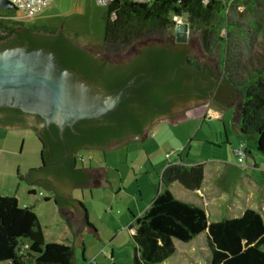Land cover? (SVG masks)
Masks as SVG:
<instances>
[{"label":"trees","instance_id":"16d2710c","mask_svg":"<svg viewBox=\"0 0 264 264\" xmlns=\"http://www.w3.org/2000/svg\"><path fill=\"white\" fill-rule=\"evenodd\" d=\"M238 7L256 14L257 19L251 20L249 25H255L256 31L263 30V35L250 43V52L241 64L230 53L234 33H248L241 20L231 16ZM176 16L183 17L184 23L188 24V35L198 34L204 52L216 59V71L189 56L185 44L175 40ZM61 38L56 40L48 33L42 34L28 27L8 28L0 36L1 40L6 39L12 44L26 39L31 47H50L63 66L86 73L79 60L88 54L76 50L65 35ZM159 38L167 41L154 42ZM138 42L146 45L138 50L131 63L110 67L105 70V75H101L108 77V87L113 91L140 73L135 80L137 84L132 86L131 96L120 104L117 112L108 116L107 121L115 124L99 126V122H91L101 143L121 142L133 136L145 137V126L169 113L176 100L187 99L197 90V98H203L214 95L217 89L227 88L232 96L223 106L234 107L235 127L244 135L256 134V148L264 155V0H209L206 3L202 0L116 1L107 5L101 53L119 54ZM148 75L155 80L168 81L144 80ZM204 78L208 84L199 85ZM76 129L81 131L78 125ZM70 133L68 129L65 138ZM38 138L42 143V163L41 167L30 170L26 178L28 183L49 188L45 182L34 181L38 169H43L45 175L64 169L66 176L78 185H88L106 177L102 168L87 171L77 168L74 160L63 159L57 164H49L64 156L65 146L60 139L54 142L50 135H38ZM49 144L50 150L47 149ZM203 177L204 166L200 163H171L164 168L162 190L130 225V229H135L133 264H161L175 253V239L190 242L206 230L213 246L211 264H264V218L259 211L247 208L238 217L210 222L204 208L178 199L170 190L175 182L188 189H198ZM30 193H35V189ZM53 198L60 208L64 203H77L83 213V222L91 231H96L80 201L71 195L67 199ZM45 199L49 200L48 197ZM74 256L73 246L46 241L33 207L20 206L15 195H0V263L74 264Z\"/></svg>","mask_w":264,"mask_h":264},{"label":"rangeland","instance_id":"374dc122","mask_svg":"<svg viewBox=\"0 0 264 264\" xmlns=\"http://www.w3.org/2000/svg\"><path fill=\"white\" fill-rule=\"evenodd\" d=\"M106 11L107 5L97 0H55L35 16H27L21 9L0 8V36L8 28L20 24L38 31H59L92 54L116 63L130 58L146 43L138 42L119 54L101 53ZM231 16L241 20L248 30L246 34L235 32L230 48L235 61L241 64L250 52V43L255 37L262 36L263 30L256 31L255 25H249L257 15L243 7L236 8ZM166 41V38L154 40L156 43ZM183 46L189 56L217 70L216 59L204 52L197 33H190L188 43ZM231 96L228 89L223 88L207 98L189 100L181 120L155 122L142 143L128 141L108 150L82 149L78 152V168H102L106 176L88 185L72 182V197L83 204L89 223L104 242L97 243L90 236L82 239L81 260L84 264H133L135 233L129 226L162 190L161 173L171 163H200L207 171L210 167L212 172L216 167L219 170L218 183H212L213 186L201 198H196L180 183H175L171 189L178 199L196 202L205 208L210 222L237 214L235 206L238 203L241 208L259 210L264 218V155L256 148V134L244 135L235 127L234 107L223 106ZM215 110H219L220 117H216L219 114ZM41 149L42 143L34 130L0 127V195L18 196L21 205L33 207L47 242L69 245L72 235L61 220L53 192L26 180L30 168L41 167ZM238 171L253 176L260 185L251 182L244 190L246 178L237 175ZM233 179H238L241 193L246 191L236 205L227 199L236 187L231 183ZM31 189H35V193H30ZM210 203L214 206L211 207ZM223 204L222 215H216ZM174 244L175 253L161 264H211L213 246L207 230L190 242L175 239Z\"/></svg>","mask_w":264,"mask_h":264},{"label":"water","instance_id":"95a60500","mask_svg":"<svg viewBox=\"0 0 264 264\" xmlns=\"http://www.w3.org/2000/svg\"><path fill=\"white\" fill-rule=\"evenodd\" d=\"M0 8L16 9L15 5L8 0H0ZM187 31V23L177 24L175 40L180 43L187 42ZM138 75L140 73L132 76L118 89L107 92L97 89L76 71L63 67L56 53L50 48L42 46L29 48L22 44L0 47V107L17 108L32 116L39 115L42 118L39 126L50 130V125L54 124L58 129V137L55 139H60L65 143L64 131L67 128L74 133H79L75 129V124L78 121L83 119L100 120L115 112L119 105L131 96L132 86L137 84L135 80ZM173 76L174 74L171 78ZM147 79L157 83L168 81L155 80L149 75L144 80ZM189 100L191 99L176 100L169 113L153 120L146 134H149L155 122H178L181 120L184 106ZM0 125L31 129L25 126ZM147 135L144 138L138 136L127 138L123 142H117L116 145L128 141L142 143ZM116 145L114 143L108 148L93 150H108ZM67 154L66 151L65 155L54 164L64 159ZM33 185L52 191L39 184ZM56 186L64 196L70 198L72 181L56 183ZM60 217L72 235L69 245L75 249L74 264H84L81 260L82 239L85 236H90L97 243L104 244V242L98 237L96 231H91L83 222V213L77 203H64V206L60 208Z\"/></svg>","mask_w":264,"mask_h":264},{"label":"flooded vegetation","instance_id":"af4514ba","mask_svg":"<svg viewBox=\"0 0 264 264\" xmlns=\"http://www.w3.org/2000/svg\"><path fill=\"white\" fill-rule=\"evenodd\" d=\"M25 27H27V26H24V25L20 24L19 26H16L15 28L22 29V28H25ZM28 28H32V27H28ZM36 31L39 32V33H42V34L43 33H48V34H50L52 36L53 39L55 38L56 40L57 39H62L61 37L64 36L59 31H56V32H53L51 30H48V32H44V31H40V30L39 31L36 30ZM187 43H188V40H187V42H183V43H180V44H187ZM16 44H22V45L28 46L29 48H34V47L39 46V45H37V46L31 47L29 41H27L26 39H23L19 43H13V44H12V42L7 41L6 39H4V40L0 39V47H7V46H11V45H16ZM73 45L75 46L76 50L81 49L86 54H88V56L83 57V58H81L79 60L82 69L86 73L83 74V73H78L77 71L76 72L80 76H82L85 80H87L89 83L94 85L97 89L104 90V91H107V92H111V88L108 87L109 79H108V77H105V76L102 77L101 76L103 74L104 75L106 74L104 72L107 69V67L118 68V67H120L121 65H123L125 63L129 64V63H131L133 61L135 55L138 52L137 51L130 58H127L125 60H122V61H119V62H116V63H111V62H109L108 59H106L103 56L101 57V56H96V55L92 54L91 51L88 50L87 48L81 47V46H79L77 44H74V43H73ZM42 47H44V46H42ZM46 48H50V47H46ZM50 49H52V48H50ZM52 50L54 51V49H52ZM74 51H75V49H74ZM202 64L206 65V63H202ZM61 65L63 66L62 63H61ZM63 67H65V66H63ZM66 68H69V67H66ZM69 69H71V68H69ZM91 75H93L95 77H90ZM96 77H98V78H96ZM200 77L203 78L202 76H200ZM97 80H101V82L99 83ZM193 82H195V78H193ZM198 84L205 86L208 83H207V80L204 78L202 83L199 81ZM121 85H119L116 89H118ZM131 92H132V90H131ZM197 96H199V91L198 90H197V92H193L191 94V96H189V98H187V99L199 100V99L207 98V97L197 98ZM117 110L115 112H117ZM115 112H113V113H115ZM111 114L112 113L106 115L103 119H100V120L83 119V120L78 121L75 124V129H76V125H78L80 127L81 131L77 130V129L76 130L79 133H74L73 131H71L69 129L71 133L68 136V138H65V136H64L65 143L61 141L63 143V145L65 146V153H66V151L68 152L67 156L64 159L74 160V162L76 164V167H77V154H78V152L80 150H82V149L108 148V146H112L114 143L116 145L117 142H120L118 140H113V141H110V142L105 143V144L101 143V140H99L96 137L97 135L95 134V129H94L95 126L91 123V122H99V126L100 125L101 126H107L109 124H115L113 122H110V121L108 122L107 121L108 116H110ZM41 122H42V118L39 115H33L32 116L29 113H26V112H24L22 110H19L17 108L0 107V124L29 127L31 129H33L37 133V135H40L41 137H46L47 135H50L53 138L54 142H58V139L57 140L55 139V138L58 137L57 136L58 135L57 127L54 124H51L50 125V130H48L45 127H40L39 126L41 124ZM54 129L57 130V132H56L57 135L54 132ZM148 129H149V124L145 126V130H148ZM67 130H68V128L64 131V134H65V132ZM133 137H137V136H133ZM121 142H123V141H121ZM47 149L48 150L51 149V144H49L47 146ZM53 155H55V149H53ZM54 163L55 162L49 163V164H54ZM28 175H30V171L28 172L27 176ZM34 176H35L34 181L47 183L49 185V188L53 191L54 196H58V197H62L64 199H67V197L64 196V194H62L60 192V190L58 189V187L56 186V183H63L64 181H67V180L71 181L66 176L64 169H57L54 172L49 173L47 175L44 174L43 169H38L35 172Z\"/></svg>","mask_w":264,"mask_h":264},{"label":"crops","instance_id":"0c3cea01","mask_svg":"<svg viewBox=\"0 0 264 264\" xmlns=\"http://www.w3.org/2000/svg\"><path fill=\"white\" fill-rule=\"evenodd\" d=\"M214 112H217L218 114H219V116H216V117H220L221 116V114H220V112H219V110H215ZM215 117V116H214ZM0 127H2V128H7V129H14V128H12V127H4V126H1L0 125ZM248 152H249V150H248ZM193 165H195V164H193ZM203 166H204V177H203V182H202V184H201V186L198 188V189H189L190 190V192L192 193L193 192V194H195L196 195V198L197 197H199V198H201V197H203L204 195V192L208 189V188H211L213 185H212V183H218V179H220V178H218L220 175H218L219 173V170L217 169V167L216 168H214V171L212 172V169H211V167L208 169V171H207V169H205V165L203 164ZM253 167L254 166H256V164H253L252 165ZM251 166V167H252ZM82 168H85V167H82ZM87 171H91V169H93L92 167H88V168H85ZM31 170V168L29 169V171ZM242 175L244 178H246V181L243 183V188H244V190L246 189V187H247V185H249L251 182H255V184L257 183L256 182V180H255V178H253V176H251V175H249V174H247L245 171H243V172H240V171H238L237 172V175ZM218 178V179H217ZM251 179L253 180V181H251ZM175 183H178V182H175ZM174 183V184H175ZM231 183H234V185L236 184V187L235 188H233V190L230 192V195H228L227 196V199L229 200V202L231 203V204H233V205H236L238 202L237 201H241L242 199H243V194L244 193H246V191L245 192H243V193H241L239 190H238V187H239V182H238V179H233V180H231ZM173 184V185H174ZM257 184H259V183H257ZM172 185V186H173ZM215 185V184H214ZM226 185H228V184H226ZM260 185V184H259ZM172 186L170 187V190L172 189ZM185 187V186H184ZM188 189V188H187ZM172 191V190H171ZM17 197V199H18V203H19V205L20 206H27V205H21V203H20V199H19V197L18 196H16ZM221 199V201H227V199L226 198H220ZM192 203H194V204H197L196 202H192ZM198 205V204H197ZM211 207L212 206H214V203H210L209 204ZM200 206V205H199ZM223 206H224V204L223 205H221L220 206V208H219V211L220 212H215V214L216 215H218V216H221L222 215V212H221V209L223 208ZM264 206V205H263ZM200 207H202V206H200ZM236 208H238V213L237 214H234L233 216H229V217H238V216H240L243 212H244V210H246L247 208H252V207H245V208H241V206L239 205V203L237 204V206H235ZM203 208V207H202ZM214 209H216V207H213ZM205 209V208H204ZM253 209H255V208H253ZM256 210V209H255ZM205 211H206V213H207V210L205 209ZM257 211H259V210H257ZM35 212V211H34ZM261 213V212H260ZM262 214V213H261ZM220 220V219H219ZM218 221V220H217ZM129 228H130V226H129ZM131 232H134L135 233V229H131ZM96 233H97V235H99V233H98V231H96ZM112 256H113V254H112Z\"/></svg>","mask_w":264,"mask_h":264},{"label":"built area","instance_id":"2783aa9c","mask_svg":"<svg viewBox=\"0 0 264 264\" xmlns=\"http://www.w3.org/2000/svg\"><path fill=\"white\" fill-rule=\"evenodd\" d=\"M12 4L15 5L16 9L23 10L27 16H35L42 13L53 1L55 0H8ZM101 4L109 5L116 1H131V2H138V3H146L152 0H97ZM204 3L208 2L209 0H202ZM115 12H112V17H115ZM177 24L184 23L183 17H175L174 18ZM243 159V154L240 160ZM91 263V262H90Z\"/></svg>","mask_w":264,"mask_h":264}]
</instances>
